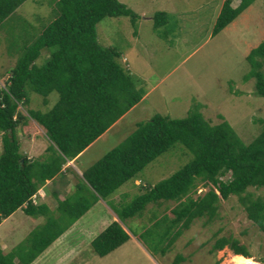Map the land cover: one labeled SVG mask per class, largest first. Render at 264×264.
<instances>
[{"label": "trees", "instance_id": "obj_1", "mask_svg": "<svg viewBox=\"0 0 264 264\" xmlns=\"http://www.w3.org/2000/svg\"><path fill=\"white\" fill-rule=\"evenodd\" d=\"M23 1L0 0V24ZM48 2L49 18L29 43H23L0 88V220L17 208L27 215L43 214L45 206L35 207L30 201L37 187L59 171L64 158L83 150L141 97L130 75L117 63L118 53L103 47L95 33L96 23L104 17L126 16L134 24L137 15L118 0ZM250 2L239 0L231 7V0H223L211 34L221 30ZM151 18L157 27L165 22L166 14L156 11ZM41 50L47 56L38 64L35 60ZM245 59L248 70L244 77H252L255 93L264 97V74L259 70L264 60V39L250 49ZM28 92L42 96L43 103L50 92L57 97L47 111L27 108L23 115L18 107L28 104ZM28 118L43 127L45 137L56 148L47 146L49 155L44 161L28 160L19 152L16 128ZM259 122L264 124V118ZM176 142L192 154L191 159L153 185H141L142 193L116 209L118 219L122 222L148 203L176 200L170 208L172 217H166L171 225L178 226L172 232V242L192 219L202 215L211 219L217 201L236 195L246 216L264 234V198L252 200L249 192L244 193L248 186H264V126L245 144L223 119L211 124L196 111L183 118L154 113L137 122L135 129L88 166L82 177L97 195L105 197ZM198 189L204 191L196 193ZM86 207L80 204L72 212L67 209L63 221L48 218L29 232L27 245L21 246L23 239L7 252L0 250V264H28ZM159 219L155 215L154 224ZM127 238L121 225L112 221L90 246L95 254L104 256ZM224 246L237 256L249 257L245 247L234 239L221 236L213 244L214 249Z\"/></svg>", "mask_w": 264, "mask_h": 264}, {"label": "rangeland", "instance_id": "obj_2", "mask_svg": "<svg viewBox=\"0 0 264 264\" xmlns=\"http://www.w3.org/2000/svg\"><path fill=\"white\" fill-rule=\"evenodd\" d=\"M118 1L131 9L137 18L150 16L155 11L166 12L165 24L158 27L151 25V20L140 19H136L138 23L132 26L125 16L104 17L95 25L98 42L103 47H111L125 54L126 68L133 85L135 73L147 78L144 84L137 86L140 92L145 91V86L150 88L154 85L124 121H145L154 113L183 118L190 111H196L211 124L225 120L243 143L251 141L264 126L258 123L260 118H264V97L255 93L254 79L244 77L248 70L245 57L264 39V0H251L215 34H211V30L222 0ZM49 16L48 0H25L2 21L0 88L23 43H29L36 36ZM137 26L138 39H133L135 36L131 33L137 30ZM134 51L142 56L137 57ZM46 56V51L41 50L35 62L42 63ZM116 61L123 65L120 58H116ZM261 61L263 65L259 70L264 74V60ZM56 97L54 92H50L43 103L42 96L28 92V104L18 109L23 115H26L27 108L44 112L52 106ZM27 121L32 122L29 118ZM27 128L18 126L16 136L29 134ZM115 130L106 132L101 139L107 137L106 144L115 140L118 142L121 123ZM37 140L45 141L40 135L36 137V143ZM23 141L19 143V149L34 154L35 146ZM191 156L181 144H172L137 173L141 185L147 187L169 176L188 162ZM204 189H198L196 193ZM143 191L141 186L136 187L135 191L132 188L122 205ZM245 192L250 193L252 200L264 198V186H248ZM175 203L176 200L149 203L135 215L125 218L123 223L130 232L128 240L104 256H97L90 245H85L76 257L65 259V254L69 255L72 249L71 244L66 243L64 260L59 264H264V234L246 216L236 195L217 201L211 219L206 215L192 219L189 227L180 230L177 238L170 242L172 232L178 226L177 223L171 225L166 215L163 221L161 214ZM22 213L21 209H17L11 219L0 223V241L5 237L10 244L20 237V240L24 239L21 246H25L29 232L45 222L38 223L36 218L32 226V217L25 218ZM155 215L160 218L156 224ZM167 215L171 216V213ZM27 229L30 230L28 233L25 232ZM221 236L243 245L249 257H238L226 246L214 249L215 240Z\"/></svg>", "mask_w": 264, "mask_h": 264}, {"label": "crops", "instance_id": "obj_3", "mask_svg": "<svg viewBox=\"0 0 264 264\" xmlns=\"http://www.w3.org/2000/svg\"><path fill=\"white\" fill-rule=\"evenodd\" d=\"M238 1L239 0H231L230 3L231 7H235ZM160 12H165V11L161 10ZM153 13L150 16L139 17L136 19H140V21L151 20V25H152L151 17ZM136 19L134 21V24L131 23L130 24L134 26L135 22H137ZM165 22L162 23L161 25H164ZM137 31H138V26H137V30L131 33L133 36H135L133 37V39L134 38L138 39ZM129 48L132 49L131 46ZM141 49L143 51V47H141ZM193 50L188 52L185 55V57L188 56L190 53H192ZM115 51L118 53L116 58H120V61L123 64L120 66L124 70H126L127 73L129 74V70H127L126 68L127 66L125 64L126 62L125 54L124 53L120 54L117 50ZM133 53H135V51ZM135 55L139 58L142 56L141 53H135ZM135 74L136 76L133 77L135 80L134 87L137 88V86L140 87L142 84H144L147 78L141 75L140 73L138 74L135 73ZM153 87L154 85H151L150 88L145 86L144 89L145 91L141 92V97L136 103H134L131 107H129V109H127L122 115H120L115 121H113L103 133H101L97 138H95L92 142H90L83 150L77 153L74 157L64 158V160L61 162L59 171H57V173H55L51 178L45 179L37 187L35 193L31 195L33 196V198L30 197L31 199L30 201L32 205L36 207L42 204L45 206L46 209L43 214L27 215L24 212L22 213L24 215L23 217L25 218L27 217L33 218V219L31 218L32 226L35 225L36 218L38 219L37 220L38 223H41V221L46 222L48 218L58 220L59 222V218H63L62 221L64 220L63 213H65L67 209L72 212L80 204H84V205L87 204V207L76 219H74L71 223H69L68 226L55 239H53L40 253H38L34 257V259H32L28 264H59V262H62L64 260V253H65L64 249H66V243L71 244L72 249L71 252H69V255L65 254V259L76 257L79 253V250L82 249V247H84L85 245H90L91 240L112 221L118 222L123 228V230L128 234V238H129L130 232L124 225L123 221L121 222L118 219L115 211L116 209H119L120 206H122V202H124L125 198H128V194L132 188L133 191H135L136 187L139 188L141 186V181L139 180L137 174L124 181L119 187H117L113 192L109 193L105 197H100L94 192V190L82 177V172L88 166L94 163L97 159H99L106 151L117 145L122 139H124L130 132H132L135 129L136 123L138 122L137 120H134L133 122H129L128 119L127 121H124V119H126L128 115H130V113L135 111L138 102L143 101L145 99L146 94L149 93ZM30 121L32 122L30 123L29 121H26L24 124L20 125L21 128L28 127L27 129H29L30 133L29 134L26 133L23 136L19 134V136L17 137L18 149H19V143L22 140H24L27 141L29 145L35 146V152L33 154L30 152L28 153L21 151L20 149L19 152L23 156H25L28 160L44 161L45 158L49 155V151H47V146L51 144L54 149L56 148L45 137L43 127L32 119H30ZM120 123H121L120 140L118 142L116 140L110 142L108 141L110 144H106L108 138L107 137L103 139L101 138L104 137L103 135L106 132H109L112 129L116 131L115 129L120 125ZM32 129L33 131H31ZM38 135L41 136V139L43 138L45 140L43 143L42 141L40 142L39 140H37V143L35 142V139ZM73 194L74 195L76 194L75 197L71 196ZM87 195H89V198L87 197ZM23 206L24 204L22 205V207ZM170 208L171 206L167 209V211L166 210L162 211L163 213L161 215L164 214L166 215L167 218L172 217V214L171 216L167 215L168 212H170ZM17 209L22 210V208H17ZM12 213H10L7 217L1 219L0 223L11 219ZM58 213H62V215ZM29 231L30 230L27 229L25 232L28 233ZM19 238L20 237H18L16 240H12L10 244L7 242V238L3 237V240L1 238L0 250L2 252L9 251L16 244L21 242ZM128 238L126 239V241L128 240Z\"/></svg>", "mask_w": 264, "mask_h": 264}, {"label": "bare ground", "instance_id": "obj_4", "mask_svg": "<svg viewBox=\"0 0 264 264\" xmlns=\"http://www.w3.org/2000/svg\"><path fill=\"white\" fill-rule=\"evenodd\" d=\"M238 257H240V256H238ZM246 258V257H245ZM248 258V257H247Z\"/></svg>", "mask_w": 264, "mask_h": 264}, {"label": "built area", "instance_id": "obj_5", "mask_svg": "<svg viewBox=\"0 0 264 264\" xmlns=\"http://www.w3.org/2000/svg\"><path fill=\"white\" fill-rule=\"evenodd\" d=\"M31 198H33V196H31Z\"/></svg>", "mask_w": 264, "mask_h": 264}, {"label": "clouds", "instance_id": "obj_6", "mask_svg": "<svg viewBox=\"0 0 264 264\" xmlns=\"http://www.w3.org/2000/svg\"><path fill=\"white\" fill-rule=\"evenodd\" d=\"M123 4V3H122Z\"/></svg>", "mask_w": 264, "mask_h": 264}]
</instances>
